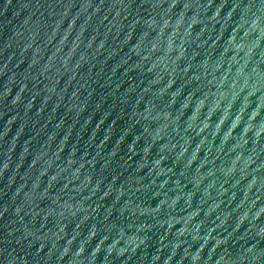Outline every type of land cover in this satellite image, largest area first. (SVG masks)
<instances>
[{
  "label": "water",
  "instance_id": "obj_1",
  "mask_svg": "<svg viewBox=\"0 0 264 264\" xmlns=\"http://www.w3.org/2000/svg\"><path fill=\"white\" fill-rule=\"evenodd\" d=\"M0 264H264V0H0Z\"/></svg>",
  "mask_w": 264,
  "mask_h": 264
}]
</instances>
